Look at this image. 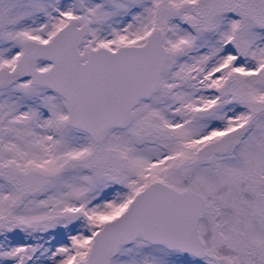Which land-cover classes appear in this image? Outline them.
I'll return each instance as SVG.
<instances>
[{"label":"snow or ice","instance_id":"obj_1","mask_svg":"<svg viewBox=\"0 0 264 264\" xmlns=\"http://www.w3.org/2000/svg\"><path fill=\"white\" fill-rule=\"evenodd\" d=\"M0 264H264V0H0Z\"/></svg>","mask_w":264,"mask_h":264}]
</instances>
